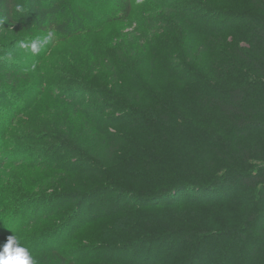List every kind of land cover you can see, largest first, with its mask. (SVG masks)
<instances>
[{
  "label": "trees",
  "instance_id": "trees-1",
  "mask_svg": "<svg viewBox=\"0 0 264 264\" xmlns=\"http://www.w3.org/2000/svg\"><path fill=\"white\" fill-rule=\"evenodd\" d=\"M41 1L39 25L53 32L58 24V42L113 21H128L132 13V0H119L121 16L116 19L108 16L95 21L94 14L80 17L69 7L59 20L53 9L46 13L56 0ZM249 1L257 14L233 16L211 6L210 0H175L176 5L157 17L160 21L151 22L160 26L159 38L163 35L168 44L161 48L155 41L149 47L155 59L133 51L135 56L120 53L118 70L101 61L92 62L93 66L78 60L68 65L78 82L84 81L74 89L72 100L80 98L83 89L98 91L105 93L97 101L100 114L122 110L117 121L105 122L127 129L126 133L108 129L103 136L101 144L107 146L109 158L129 148L133 153L123 164L114 165L118 173L99 168L98 160L89 156L87 162L96 168L85 172L104 182L84 191H67L71 184L82 182L78 167L60 169L58 175L42 168L43 180L36 184L48 188L37 197H28L26 205L75 203L51 231L52 237L64 236L88 222L108 223L99 236L82 239L70 259L59 255L60 264H264V0ZM11 4L6 0L1 11L9 22ZM239 23L247 26L236 36L231 26ZM165 27L170 32H164ZM223 35H230L233 42L222 44ZM218 43L220 48L228 45V53L221 51L220 61L203 63V67L202 46ZM242 43L249 47H239ZM170 58L180 60L179 71L166 64ZM158 61L165 62L166 78L177 88L166 99L163 92L149 89L140 80L146 66ZM94 72L107 73L99 90L89 87ZM121 73L140 79L125 88L116 77ZM113 82L126 89V98L117 94L120 87L111 88ZM180 94L196 102L201 111L186 110L178 100ZM105 102L110 105L102 109ZM75 109L80 114L93 111L81 105ZM93 119L100 120V116ZM84 121L90 129L91 119L86 116ZM135 133L141 136L138 141H134ZM26 178L23 184L30 187L38 181ZM12 185L14 190L18 187ZM104 193L115 195V207L108 210L105 200L99 207L107 210L103 217L84 219L94 198ZM10 194L6 201L12 204L17 195ZM2 237L5 232L0 228Z\"/></svg>",
  "mask_w": 264,
  "mask_h": 264
},
{
  "label": "rangeland",
  "instance_id": "rangeland-1",
  "mask_svg": "<svg viewBox=\"0 0 264 264\" xmlns=\"http://www.w3.org/2000/svg\"><path fill=\"white\" fill-rule=\"evenodd\" d=\"M5 1L0 0V228L5 232L0 244L6 242L7 236L14 235L20 245L28 249L33 264H60L59 255H65L70 259L80 249L79 242L82 239L88 238V235L99 236L108 223L88 222L73 231L66 232L64 236L52 237L51 231L60 226L75 203L60 200L53 205L40 203L38 206L26 205L28 197H37L36 195L48 188L37 186L43 180L42 168L46 173L49 169L51 173L58 175L60 169L78 167L84 176L80 177L82 182L76 186L75 183L71 184L67 191H84L104 182L102 177L85 172L96 168L87 162L91 161L88 160L89 156L98 160L99 168L111 169L118 173L119 169L114 165L123 164L126 157L133 153L129 148L123 153L116 152L112 158H109L107 146L101 144L103 136L107 134L108 129L119 130L121 133H126L127 129L121 125L114 128L105 122L117 121L118 117H122V110L113 108L100 114L97 101L105 93L98 91L83 89L82 94H78L80 98L72 100L77 92H74V89L81 86L84 81L78 82L68 65L76 63V60L87 65H92V62L98 64V61H101L109 69L114 66L112 70H118L121 65L118 61L120 53L125 57L135 56L133 51L155 59L149 47L155 41L160 42L161 48L165 45L167 47L168 44L163 35L159 38L160 26L151 22L160 21L161 18L157 17L166 14L167 9L176 4L175 0H132V13L128 21H113L90 33L83 32L78 37L58 42L55 38L59 31L58 24L53 32L39 25L42 15V8H39L41 0H9L12 2L10 8L12 22L1 14L2 4ZM210 2L211 6L226 10L233 16L244 14L251 16L258 13L249 0H210ZM69 7H72V11L80 17L85 18L94 14L95 21L108 16L112 19L121 16L119 0H56L51 10H47L46 13H50L53 9L60 15L59 20H61L69 11ZM244 26L247 25L234 24L231 29L236 36H239ZM167 31L165 27L164 32ZM157 33L158 35L155 36ZM51 37L55 39L51 40ZM222 37L221 42L224 45L233 42L230 35L227 38L224 35ZM177 42L179 43V39ZM33 43L37 44L38 51L32 50ZM199 47L198 44L194 48ZM226 47L220 48L219 43L215 47L202 46V66L206 67L208 64L220 61L221 51L226 53L229 51ZM239 47L249 46L242 43ZM164 63L158 61L151 67L146 66L143 80L129 79L122 73L116 77H119V82L122 81L120 86L124 84L125 88L134 86L137 83L136 79H140L147 83L144 84L149 89L163 92L164 94H161L166 99L165 96H171L177 88L166 78L167 69ZM166 64L171 65L173 70L179 71L178 66L181 62L176 58H170L166 60ZM105 74L107 73L103 72L101 75L99 72H94L89 87L99 90L102 85L104 86ZM114 86L120 87L113 82L111 88ZM125 88L121 90L120 87L121 92L120 90L117 92L122 98H126ZM178 98L186 110L195 113L201 111L196 102L186 99L183 94L178 95ZM75 105L93 108L91 112H81L85 118L87 116V119H91L90 129L84 127V117L78 113ZM106 105H110V102L103 103L101 108ZM96 116H100V120L93 119ZM139 138L141 136L135 133L134 141H138ZM79 150L81 154L78 153ZM26 177L38 181H34L35 183L30 187L23 184ZM71 180L73 182V179ZM12 184L18 187L14 190ZM10 192H15L17 195L12 199V204L6 201V196L11 195ZM49 194L53 192L49 190ZM105 200L109 203L108 210L115 207V195L101 194L94 198L95 204L88 206V214L84 219L91 221L93 216L103 217L107 210L99 207ZM128 203L133 202L128 200ZM125 205L124 202L121 207ZM68 261L73 263L75 260Z\"/></svg>",
  "mask_w": 264,
  "mask_h": 264
},
{
  "label": "clouds",
  "instance_id": "clouds-1",
  "mask_svg": "<svg viewBox=\"0 0 264 264\" xmlns=\"http://www.w3.org/2000/svg\"><path fill=\"white\" fill-rule=\"evenodd\" d=\"M32 50L38 51L36 43L32 44ZM0 264H33V260L28 249L20 245L16 236L9 235L6 242L0 244Z\"/></svg>",
  "mask_w": 264,
  "mask_h": 264
}]
</instances>
